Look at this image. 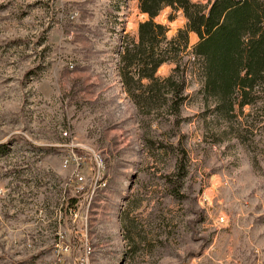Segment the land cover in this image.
Wrapping results in <instances>:
<instances>
[{"label": "rangeland", "instance_id": "rangeland-1", "mask_svg": "<svg viewBox=\"0 0 264 264\" xmlns=\"http://www.w3.org/2000/svg\"><path fill=\"white\" fill-rule=\"evenodd\" d=\"M168 15L167 37L184 25ZM141 16L135 0H0V264H57L61 234V264L82 247L84 264H264V134L237 144L193 82L176 123L136 110L117 54ZM75 145L106 165L92 198L86 167L74 195L62 167Z\"/></svg>", "mask_w": 264, "mask_h": 264}, {"label": "trees", "instance_id": "trees-1", "mask_svg": "<svg viewBox=\"0 0 264 264\" xmlns=\"http://www.w3.org/2000/svg\"><path fill=\"white\" fill-rule=\"evenodd\" d=\"M135 2L145 20L137 24L135 39L120 38L117 54L118 77L134 108L156 112L176 123L188 97L184 95L186 83L193 82L198 85L194 97L200 98L204 113L221 121L237 144L243 146L247 135L261 137L264 0ZM164 9L169 10L168 21L177 13L184 20L183 28L169 37L167 28L154 22ZM189 35L196 38L191 46ZM163 65L171 68L167 76L158 78L156 72ZM177 151L176 174L169 182L170 195L176 199L184 177L183 153Z\"/></svg>", "mask_w": 264, "mask_h": 264}, {"label": "built area", "instance_id": "built-area-1", "mask_svg": "<svg viewBox=\"0 0 264 264\" xmlns=\"http://www.w3.org/2000/svg\"><path fill=\"white\" fill-rule=\"evenodd\" d=\"M63 136L66 137V134L63 133ZM82 166L86 167V174L89 179L86 194L92 198L100 190L101 182H99V174L103 168H106L105 162L92 149L79 145L70 146L67 154L62 159V167L71 170L68 183L77 186L73 195L78 194L83 189L81 184L85 179L79 172ZM69 213L74 219L76 218L77 214L74 211H69ZM64 238V234L58 235V241L54 244V254L57 259V264H61L63 255L69 251L68 246L63 242ZM89 255L90 251H85L82 247L81 256L75 260V263L84 264L85 258H89Z\"/></svg>", "mask_w": 264, "mask_h": 264}, {"label": "water", "instance_id": "water-1", "mask_svg": "<svg viewBox=\"0 0 264 264\" xmlns=\"http://www.w3.org/2000/svg\"><path fill=\"white\" fill-rule=\"evenodd\" d=\"M140 20H141V21H144V20H145L144 16H141V17H140Z\"/></svg>", "mask_w": 264, "mask_h": 264}, {"label": "bare ground", "instance_id": "bare-ground-1", "mask_svg": "<svg viewBox=\"0 0 264 264\" xmlns=\"http://www.w3.org/2000/svg\"><path fill=\"white\" fill-rule=\"evenodd\" d=\"M104 169V168H103ZM100 173H102V172H100ZM99 177H100V174H99ZM102 183V182H101ZM103 185V184H102ZM100 186H101V184H100Z\"/></svg>", "mask_w": 264, "mask_h": 264}]
</instances>
